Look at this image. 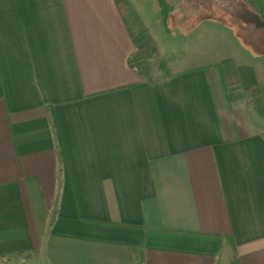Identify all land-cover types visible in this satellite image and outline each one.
Here are the masks:
<instances>
[{"label": "crops", "instance_id": "crops-1", "mask_svg": "<svg viewBox=\"0 0 264 264\" xmlns=\"http://www.w3.org/2000/svg\"><path fill=\"white\" fill-rule=\"evenodd\" d=\"M250 1L131 0L171 62L150 84L115 0H0V264H264Z\"/></svg>", "mask_w": 264, "mask_h": 264}, {"label": "trees", "instance_id": "trees-1", "mask_svg": "<svg viewBox=\"0 0 264 264\" xmlns=\"http://www.w3.org/2000/svg\"><path fill=\"white\" fill-rule=\"evenodd\" d=\"M115 3L126 23L128 33L131 36L135 51L129 58L128 63L142 79L150 84H159L170 80L173 73L170 70V59L161 57L157 42L149 29L145 26L142 18L131 0H115ZM243 9V8H242ZM241 10V9H239ZM235 17V15H234ZM238 30L240 32L242 25L241 18L236 17ZM246 22V21H245ZM264 23V22H263ZM246 27V25H245ZM243 31L242 33H245ZM264 53V52H262ZM152 59L156 60L157 71L154 68ZM264 88L262 86L254 87L247 92L250 103L259 118L264 120Z\"/></svg>", "mask_w": 264, "mask_h": 264}, {"label": "rangeland", "instance_id": "rangeland-1", "mask_svg": "<svg viewBox=\"0 0 264 264\" xmlns=\"http://www.w3.org/2000/svg\"><path fill=\"white\" fill-rule=\"evenodd\" d=\"M167 2H168V0H164L165 6H166V3ZM169 2H172V5L176 7L177 4L180 3V0H169ZM250 2L252 3V5L257 10H259V13L260 14H263L264 15V4H263L262 1L252 0ZM228 3H230V2H228ZM232 5L231 4H228V9H227V6L223 5V8H225L224 11L226 12V14L224 16H225L226 19H229L230 18L231 21H232V17L231 16L234 17V15H235L237 17L239 15V17H240L241 16L240 13H243V10H244V9L243 10H239V8L237 7V5H235V4H232ZM254 19H256V18H254ZM256 20H258L259 22H256L254 20V21L249 22L246 25V27H244L246 29L245 30L246 32L244 33V35L246 37L243 38L244 39L243 41H248L247 44L249 46L253 47V49H255L257 51L264 52V23L261 22L259 19H256ZM142 21H143V19H142ZM167 24H168V22H167ZM170 34H172L170 36V39L173 40L174 42H171L170 46L168 47L169 50H168V48L164 47V45L167 42H163L162 43V48L164 47L163 49H165L164 50V53H167V52L170 51V53H171L170 55H171L172 59L174 61H178V60H180L181 56L185 53L184 51H187V49L189 50L192 44L188 48L182 47V46H184V42H186V40L183 38L182 33L180 31H178V30H174ZM199 35H200V32H197L194 35V37L191 38V40L197 39ZM162 37H164L165 38V41H166L165 33H163ZM182 38H183V42H182V45H181V39ZM176 41L179 42L178 44L181 47L178 48V47L175 46V43H177ZM194 46H196V45H194ZM191 50L188 51V52H190V54L193 53ZM188 52H186L185 54H187ZM151 62L153 63L154 68L157 71V69H156L157 68V66H156L157 65L156 63L157 62H156V60L155 59H152ZM242 118H243V121L246 124L251 125V127H253V128L262 129V127L264 126V120L262 118H259V116L256 114V112H254L253 109L250 106L248 108H246L245 110L242 111Z\"/></svg>", "mask_w": 264, "mask_h": 264}]
</instances>
